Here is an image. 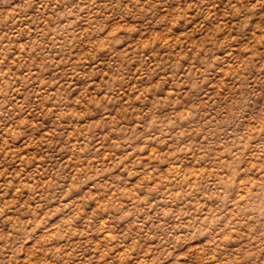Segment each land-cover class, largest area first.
<instances>
[{
  "label": "rangeland",
  "instance_id": "374dc122",
  "mask_svg": "<svg viewBox=\"0 0 264 264\" xmlns=\"http://www.w3.org/2000/svg\"><path fill=\"white\" fill-rule=\"evenodd\" d=\"M0 264H264V0H0Z\"/></svg>",
  "mask_w": 264,
  "mask_h": 264
}]
</instances>
